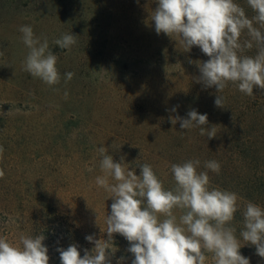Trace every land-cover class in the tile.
I'll return each instance as SVG.
<instances>
[{"label":"rangeland","instance_id":"rangeland-1","mask_svg":"<svg viewBox=\"0 0 264 264\" xmlns=\"http://www.w3.org/2000/svg\"><path fill=\"white\" fill-rule=\"evenodd\" d=\"M153 11L138 7L121 16L119 0L23 1L17 8L0 0V236L16 243L20 234H43L49 264H60L57 248L75 243L83 256L84 249L94 247L87 235L107 238L105 218L112 199L95 184L102 175L101 146L114 161L124 156L125 166L137 175L140 165H151L165 189L175 187L172 164L196 159L198 171H208L211 187H231L221 156L188 148L192 133L173 141L154 137L138 113L157 98L176 107L181 117L191 109L207 114L215 108L209 88L196 82L201 50L193 46L185 52L178 38L158 35ZM23 25H30L35 36L47 37L58 58V85L50 87L24 70L29 50L19 31ZM71 32L77 43L70 51L53 43ZM67 72L75 75L65 83ZM160 78L171 89L168 97L156 87ZM131 105L137 111L129 115ZM208 122L213 127L212 112ZM211 160L220 163L219 174L205 169ZM247 202L238 201L232 222L241 244ZM113 239L118 250L111 264L121 257L123 264H131L129 242L119 234ZM240 252L250 264H264L252 245ZM207 256L206 264H214L212 254Z\"/></svg>","mask_w":264,"mask_h":264},{"label":"clouds","instance_id":"clouds-1","mask_svg":"<svg viewBox=\"0 0 264 264\" xmlns=\"http://www.w3.org/2000/svg\"><path fill=\"white\" fill-rule=\"evenodd\" d=\"M246 3L255 13L251 18L235 0H157L151 19L158 35L176 37L185 52L196 46L208 57L198 64L197 83L206 89L214 87L217 93L231 83L241 93L253 96L254 88L264 90V0ZM19 31L29 50L24 70L50 87L58 85V58L47 37L35 36L30 25L21 26ZM245 32L248 38L242 41ZM76 37L72 32L64 33L53 43L70 51L77 43ZM254 45L255 56L245 55ZM74 75L65 73V83ZM214 104L224 108V98L217 95ZM176 110L171 109L173 113ZM169 119L172 125L179 122L182 130L199 128L200 135L209 140L217 135L215 127H208L207 114L195 109L189 110L186 117L175 115ZM3 151L0 146V155ZM98 154L102 157V175L96 177L95 184L112 199L110 214L105 218L107 238L87 235L85 239L94 247L91 251L84 249L83 256L75 243L66 249L57 248L60 264H111L118 250L114 234L129 242L127 251L134 257L131 264H206L209 253L214 264H250L240 252L245 244L254 246L256 254L264 259V207L247 202L241 244L232 226L240 197L211 187L208 171H198L200 160L172 164L175 187L165 189L151 165H140L137 175L135 169L125 166L124 156L114 161L104 146L98 148ZM204 167L216 174L221 170L215 160L206 161ZM3 176L0 170V178ZM44 240L43 234H20L16 243L0 236V264H49ZM123 259L117 264H123Z\"/></svg>","mask_w":264,"mask_h":264},{"label":"trees","instance_id":"trees-1","mask_svg":"<svg viewBox=\"0 0 264 264\" xmlns=\"http://www.w3.org/2000/svg\"><path fill=\"white\" fill-rule=\"evenodd\" d=\"M23 1L28 5L36 0H8V4L17 8V5ZM235 2L245 9L249 18L255 15L246 0H235ZM138 7L153 11L157 7V0H119V15L125 16V13L136 11ZM254 26L259 27L255 23ZM247 38L245 32L241 40ZM151 43L157 42L153 39ZM256 52L254 45L244 54L255 56ZM200 55L202 62L208 59L202 51ZM156 87L166 97L171 95L170 87L166 86L162 78L158 79ZM209 95L213 101L217 95L224 98V108L215 106L213 111L209 109L207 111L208 117L212 112L213 127L217 131L216 137L210 140L199 132L194 133L193 129L182 130L179 122L172 125L169 117L176 114L171 111L169 104H166L167 101L164 106V103L157 98L152 103L140 107L138 113L146 124H150L151 133L156 138L173 141L192 133L188 148L197 154L209 150L222 157L220 163L225 165L223 174L227 175L225 179L231 187L227 189L226 185L217 186L222 190L237 193L240 197L239 201H251L264 207V90L254 88V95L247 96L229 83L221 93H217L214 87L209 88ZM134 111H137L136 106L131 105L127 112L131 115ZM178 149L179 146H175V150Z\"/></svg>","mask_w":264,"mask_h":264}]
</instances>
